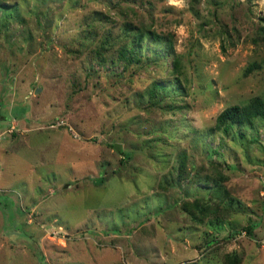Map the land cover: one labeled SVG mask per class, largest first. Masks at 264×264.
I'll return each mask as SVG.
<instances>
[{"label":"rangeland","instance_id":"obj_1","mask_svg":"<svg viewBox=\"0 0 264 264\" xmlns=\"http://www.w3.org/2000/svg\"><path fill=\"white\" fill-rule=\"evenodd\" d=\"M128 22L173 51L127 67ZM263 27L264 0H0V264H264V119L214 129L264 98Z\"/></svg>","mask_w":264,"mask_h":264},{"label":"trees","instance_id":"obj_2","mask_svg":"<svg viewBox=\"0 0 264 264\" xmlns=\"http://www.w3.org/2000/svg\"><path fill=\"white\" fill-rule=\"evenodd\" d=\"M10 15H15L16 12L14 9H9L7 11ZM123 36L127 39L124 41L123 45H121L118 49V58L122 59L126 62V66H130L133 62H139L142 60L144 54V42L148 41L149 39L165 48V51L167 52L165 56L169 55L171 51H173V44L174 39L171 35H167L166 37H162L158 33L152 31V30H142L141 28H138L137 26L133 25L131 22H128L125 24L123 28ZM264 32V27H263ZM102 51V47L100 48V52ZM98 54V52H97ZM162 55V54H161ZM164 56V55H163ZM180 60H178V57L174 60V66L179 67L180 66ZM117 61L112 58V63H116ZM102 66H105L107 64V59H102L101 61ZM179 80V78H178ZM153 88H156L155 92H158L161 88L162 90L169 92L173 90L174 92H177L178 90H175V84L171 83L169 86L165 83L158 82L154 83ZM152 93V91H151ZM152 97V95H151ZM258 119H264V98L261 96L254 97L249 103L245 105H233L229 106L226 109H224L216 118V125L214 129L218 131H224V132H230L232 128L235 125L238 126H253L254 123ZM243 132L236 131L233 132V135L236 137L237 135H240V137L243 136ZM180 159V170L184 168L185 165V159L186 156H182ZM213 177H220L219 176H213ZM253 226L249 225L245 227V230L251 234L252 233Z\"/></svg>","mask_w":264,"mask_h":264},{"label":"clouds","instance_id":"obj_3","mask_svg":"<svg viewBox=\"0 0 264 264\" xmlns=\"http://www.w3.org/2000/svg\"><path fill=\"white\" fill-rule=\"evenodd\" d=\"M180 2H181V0H168V3L170 5H176V4L180 3Z\"/></svg>","mask_w":264,"mask_h":264},{"label":"water","instance_id":"obj_4","mask_svg":"<svg viewBox=\"0 0 264 264\" xmlns=\"http://www.w3.org/2000/svg\"><path fill=\"white\" fill-rule=\"evenodd\" d=\"M115 148H116L117 150H120V149H121V145H120V144H115Z\"/></svg>","mask_w":264,"mask_h":264}]
</instances>
